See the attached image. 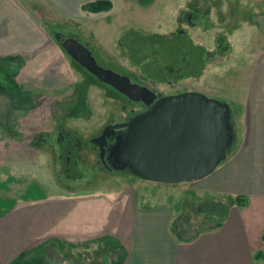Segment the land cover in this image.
<instances>
[{
	"label": "rangeland",
	"instance_id": "obj_1",
	"mask_svg": "<svg viewBox=\"0 0 264 264\" xmlns=\"http://www.w3.org/2000/svg\"><path fill=\"white\" fill-rule=\"evenodd\" d=\"M113 2V9L89 14L80 26L65 21L49 24L50 33L54 39L56 31L76 38L92 50L104 68L143 83L157 95L199 91L228 102L232 110L237 108L239 85L252 84L255 67H264V0ZM36 65L24 73L28 83L11 84L10 77L15 76L18 66L0 61V87L15 89V97L32 93L35 97L32 104H17L15 99L20 117L23 109L29 117L15 127L18 141L11 139L20 144L19 161L14 159L16 153L5 154L13 163L0 177V181L9 177L1 183L7 189L1 196L8 205L64 191L110 189L109 180L116 177L144 180L128 170L105 169L96 144L91 142L105 124L124 122L139 111L141 103L128 101L108 84H96L95 77L73 60L58 40L52 44L51 57ZM60 134L63 140H59ZM74 138L81 148L71 147L73 154L66 153L68 141ZM150 186L144 190L137 186L140 203L144 198L143 204L174 207L177 214L171 223L186 216L189 232L205 230L207 216L196 213L194 207L207 195L195 181L167 184L163 189ZM49 239H40L35 247L24 250L28 253L25 258L30 260L44 247L51 262L69 264L62 261L66 251L59 245L66 241L44 243ZM67 248L73 259L81 256L123 264L126 257V251L110 234L69 243Z\"/></svg>",
	"mask_w": 264,
	"mask_h": 264
},
{
	"label": "crops",
	"instance_id": "obj_2",
	"mask_svg": "<svg viewBox=\"0 0 264 264\" xmlns=\"http://www.w3.org/2000/svg\"><path fill=\"white\" fill-rule=\"evenodd\" d=\"M91 1L0 0V60L16 57L10 62L18 66L11 84L28 83L24 73L51 57L57 38L48 25L63 21L82 25L89 14L99 13L83 8ZM239 86L233 109L234 149L212 173L195 181L207 198H243L230 207L221 226L190 241L178 239L171 229L176 208L143 204L144 198L139 202L138 188L163 189L168 183L116 177L109 180L110 189L64 191L8 205L1 196L7 177L0 181V264H17L21 253L43 238H50L44 243L75 244L103 234H110L126 251L123 264H264V67H255L252 84ZM15 99L17 104H32L35 97L34 93L15 97L0 87V177L13 164L6 153H16L19 161L20 144L11 139H18L15 127L29 117L25 109L20 117Z\"/></svg>",
	"mask_w": 264,
	"mask_h": 264
},
{
	"label": "water",
	"instance_id": "obj_3",
	"mask_svg": "<svg viewBox=\"0 0 264 264\" xmlns=\"http://www.w3.org/2000/svg\"><path fill=\"white\" fill-rule=\"evenodd\" d=\"M73 60L130 99L150 109L128 121L112 124L101 137L116 130L113 155L138 177L161 183L196 181L212 173L227 157L235 140L228 102L199 91L158 97L145 86L133 84L126 75L100 66L92 51L74 37L61 43ZM109 130L111 132H109Z\"/></svg>",
	"mask_w": 264,
	"mask_h": 264
},
{
	"label": "trees",
	"instance_id": "obj_4",
	"mask_svg": "<svg viewBox=\"0 0 264 264\" xmlns=\"http://www.w3.org/2000/svg\"><path fill=\"white\" fill-rule=\"evenodd\" d=\"M112 7H113L112 0H93L83 5V8L85 10H88L91 12L108 11ZM15 59L16 57L11 56L7 58H3L2 61L6 63V62H10ZM3 89H5V87ZM11 91L15 93V89H12ZM230 121L234 127V133H235V139H236V130H235L236 122H235L234 112H232ZM235 141L236 140H234L232 145L227 150L228 156L232 153L234 149ZM133 175L137 176L135 174ZM242 199L243 198L241 196H236V197L231 196V195L214 196L211 198H206L203 201L199 202L194 207V210L198 214L200 213V214H204L207 216L205 230H211V229L221 226L223 223V220L226 218L228 214L230 207L235 204H241ZM187 226H188L187 217L180 216L172 222L171 229L176 234L178 239L183 240V241L193 240L202 232V231H196V232L191 233L192 231L189 232ZM262 238L264 239V230H263ZM59 245L62 251H66V257L62 261L64 260L68 261L69 264H106V262H103L101 260H88L87 258L81 257V256L79 258L73 259L70 257L71 251L67 248V244L59 243ZM26 254L28 253L23 252L21 254L17 264H56V263L51 262V259L48 256L49 254L48 250L44 247H40L36 251L35 256L31 258L30 260L25 258ZM96 254H100L99 251H96ZM62 261H60L59 263H61Z\"/></svg>",
	"mask_w": 264,
	"mask_h": 264
},
{
	"label": "flooded vegetation",
	"instance_id": "obj_5",
	"mask_svg": "<svg viewBox=\"0 0 264 264\" xmlns=\"http://www.w3.org/2000/svg\"><path fill=\"white\" fill-rule=\"evenodd\" d=\"M55 36L57 37V39H58V41L59 42H63L67 37H63L62 36V34L60 33V32H55ZM68 37H70V36H68ZM92 51V50H91ZM92 54H93V52H92ZM93 56H94V54H93ZM95 57V56H94ZM96 58V57H95ZM97 60V59H96ZM97 62H98V60H97ZM79 64V63H78ZM98 64L100 65V66H102L103 67V65H101L99 62H98ZM88 74L90 75V76H93V77H95V79L97 80V82H95L96 84H106V83H104V82H101V81H99L98 80V78L95 76V75H93L92 73H90V72H88ZM131 79V78H130ZM131 82L133 83V84H138V85H141V84H143V83H139V82H136V81H133L132 79H131ZM107 86H111V85H107ZM141 86H143V85H141ZM114 88V87H113ZM116 90V89H115ZM117 91V93L118 94H122L123 95V97L125 98V99H127L128 101H131L132 99H130L127 95H125V94H123V93H121V92H119L118 90H116ZM159 98L160 97H162L160 94H159V96H158ZM132 101H134V100H132ZM141 103V106H139L140 108H139V111H137V112H134L133 114H131L130 116H128L127 117V119L125 120V121H128V120H130L131 118H133V117H135V116H137V115H139V114H142V113H144V112H146V111H148L149 109H150V106H148L147 104H145V103H143V102H140ZM112 124H110V123H108V124H105L103 127H102V129H101V131H100V133L96 136V138H93L92 140H91V142H94L95 144H96V149H98V156H99V161L101 162V164H102V166L105 168V169H107V170H113V169H115V168H121L122 166H124V163L123 164H120L119 162H117L116 161V159H115V157H114V155H113V143H114V141H115V137L116 136H118L119 134H123V133H125L124 131H125V129H121V130H116L115 132H112L110 135L108 134V133H106V136H103V137H101L102 136V134L105 132V129L107 128V127H109V126H111ZM109 132H111L110 130H109ZM61 135H63V134H60V139L59 140H63V139H61ZM68 143H70L69 145V147H68V149H67V151H66V153L68 152L69 154L72 152V154H73V150H74V148L75 147H78V149H80L81 148V146H80V148H79V143L75 140V138L73 139V140H69L68 141ZM67 143V144H68ZM71 147H72V149H71ZM66 148H67V146H66ZM69 149H71V150H69ZM77 153V152H76ZM76 155V154H75ZM74 155V156H75ZM72 156V155H71ZM70 156V157H71ZM79 157V156H78ZM124 171V170H123Z\"/></svg>",
	"mask_w": 264,
	"mask_h": 264
}]
</instances>
